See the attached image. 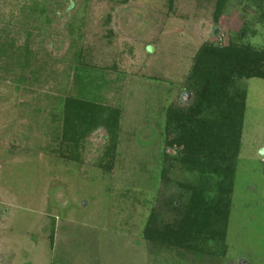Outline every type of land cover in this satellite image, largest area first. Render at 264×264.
<instances>
[{
  "label": "rangeland",
  "instance_id": "rangeland-1",
  "mask_svg": "<svg viewBox=\"0 0 264 264\" xmlns=\"http://www.w3.org/2000/svg\"><path fill=\"white\" fill-rule=\"evenodd\" d=\"M215 3L0 0V264H264V79L244 82L226 254L160 251L142 238L153 211L169 220V202L185 200L166 112L191 98L196 51L235 33L264 48L253 0H228L218 24ZM71 96L121 111L111 156L103 127L78 155L66 151Z\"/></svg>",
  "mask_w": 264,
  "mask_h": 264
},
{
  "label": "trees",
  "instance_id": "trees-1",
  "mask_svg": "<svg viewBox=\"0 0 264 264\" xmlns=\"http://www.w3.org/2000/svg\"><path fill=\"white\" fill-rule=\"evenodd\" d=\"M227 2L216 0V24ZM173 3L169 0L170 6ZM253 4L259 22L264 23V0H253ZM243 40L240 33H235L222 45L203 43L193 56L186 77L191 98L183 107L166 112L167 128L173 136L167 145L177 149L172 160L188 178L178 184L184 202L180 197L169 202L171 219L161 220L158 212L153 211L143 228V240L160 251L178 250L212 257L226 254L231 195L246 108L244 82L264 79V48ZM6 50L0 47V57H7ZM29 63L27 58L18 60L21 67H29ZM120 117L118 108H109L96 99L68 97L63 103L61 142L66 151L78 155L76 152L87 135L103 127L108 137L104 155L109 157L116 147Z\"/></svg>",
  "mask_w": 264,
  "mask_h": 264
},
{
  "label": "water",
  "instance_id": "water-1",
  "mask_svg": "<svg viewBox=\"0 0 264 264\" xmlns=\"http://www.w3.org/2000/svg\"><path fill=\"white\" fill-rule=\"evenodd\" d=\"M215 31H217V30H215ZM241 36H243V34H241ZM148 50H149V51H151V49H150V48H149ZM262 154L264 155V153H262Z\"/></svg>",
  "mask_w": 264,
  "mask_h": 264
}]
</instances>
